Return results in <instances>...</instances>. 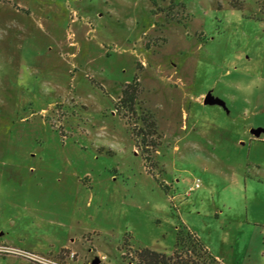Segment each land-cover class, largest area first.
<instances>
[{
    "label": "rangeland",
    "instance_id": "374dc122",
    "mask_svg": "<svg viewBox=\"0 0 264 264\" xmlns=\"http://www.w3.org/2000/svg\"><path fill=\"white\" fill-rule=\"evenodd\" d=\"M188 232L264 264V0H0V264H145Z\"/></svg>",
    "mask_w": 264,
    "mask_h": 264
},
{
    "label": "trees",
    "instance_id": "16d2710c",
    "mask_svg": "<svg viewBox=\"0 0 264 264\" xmlns=\"http://www.w3.org/2000/svg\"><path fill=\"white\" fill-rule=\"evenodd\" d=\"M138 93H139V82H138V77L136 76L133 82L125 83L123 85L122 90H121V95L116 101L118 112L119 110H121L123 105H126V106L133 105L135 103V100L137 99ZM122 115L126 117L127 119V113L122 112ZM128 123L130 124L129 121ZM149 123L147 125L151 126V124ZM148 128L144 126L143 128H139L138 131H135V128H132L134 136H136L137 138H140V140L137 139V141H140L142 143L143 150L145 149L144 147L145 146L144 145L145 131L147 132ZM146 135H148V132L146 133ZM187 242L190 243V246H187ZM177 246H179L180 248L177 247L176 251L174 252L172 256H170V258L166 257L165 255H160L152 251H148L149 259H144L143 257H139V258H141L142 261L145 262V264H159V263L188 264V262L186 261H189L190 264H220L219 261L210 253L209 249L202 243V241L195 234L191 232H188L185 238L181 237L177 241ZM185 246H186V249H185ZM182 252L183 253H195V255L198 256L199 260H197L196 262L188 260V258L190 257H188L185 260L182 257H180V253Z\"/></svg>",
    "mask_w": 264,
    "mask_h": 264
},
{
    "label": "built area",
    "instance_id": "2783aa9c",
    "mask_svg": "<svg viewBox=\"0 0 264 264\" xmlns=\"http://www.w3.org/2000/svg\"><path fill=\"white\" fill-rule=\"evenodd\" d=\"M199 186H200V180L197 179V180L194 181L193 185L190 187V190H194V189L198 188ZM0 249H4V251L5 250H10V249L4 248V247L0 248ZM10 251H12V250H10ZM15 253H20V252L15 251ZM21 255H22V253H21ZM50 264H55V263H50Z\"/></svg>",
    "mask_w": 264,
    "mask_h": 264
},
{
    "label": "crops",
    "instance_id": "0c3cea01",
    "mask_svg": "<svg viewBox=\"0 0 264 264\" xmlns=\"http://www.w3.org/2000/svg\"><path fill=\"white\" fill-rule=\"evenodd\" d=\"M204 244V243H203ZM210 251V250H209ZM211 253V252H210ZM214 256V255H213ZM218 261H219V263L220 264H225L222 260H221V258L218 256V255H215L214 256Z\"/></svg>",
    "mask_w": 264,
    "mask_h": 264
},
{
    "label": "water",
    "instance_id": "95a60500",
    "mask_svg": "<svg viewBox=\"0 0 264 264\" xmlns=\"http://www.w3.org/2000/svg\"><path fill=\"white\" fill-rule=\"evenodd\" d=\"M211 100H212V99H211L209 96H206V97H205V102H210ZM253 132L256 133V132H258V131H253Z\"/></svg>",
    "mask_w": 264,
    "mask_h": 264
}]
</instances>
